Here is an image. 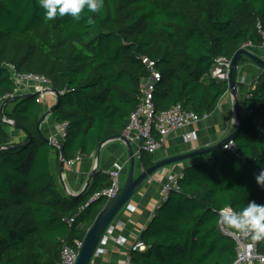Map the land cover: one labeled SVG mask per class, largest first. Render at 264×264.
I'll use <instances>...</instances> for the list:
<instances>
[{
    "label": "trees",
    "instance_id": "16d2710c",
    "mask_svg": "<svg viewBox=\"0 0 264 264\" xmlns=\"http://www.w3.org/2000/svg\"><path fill=\"white\" fill-rule=\"evenodd\" d=\"M258 25L264 31V0H0V264H59L63 241L84 240L106 203L91 198L111 184L107 174L77 198L60 191L51 165L59 148L38 131L40 94L16 95L13 71L50 80L62 96L54 120L68 123L65 161L87 158L127 128L149 73L142 57L161 74L156 109L181 103L202 117L229 89L210 75L215 59L262 44ZM245 109L237 151L185 168L135 264H232L236 242L219 226L226 207L264 231V71ZM4 116L22 126V142ZM141 164L150 168L153 156L143 151Z\"/></svg>",
    "mask_w": 264,
    "mask_h": 264
},
{
    "label": "crops",
    "instance_id": "0c3cea01",
    "mask_svg": "<svg viewBox=\"0 0 264 264\" xmlns=\"http://www.w3.org/2000/svg\"><path fill=\"white\" fill-rule=\"evenodd\" d=\"M248 49L264 59V46L262 44L251 45ZM263 71L264 68L253 61L245 60L242 62L238 69L237 95H234L229 88L220 99L214 112L202 116L198 122L184 129L172 131L169 136L162 140V146L156 153H146L153 156L156 162L161 159L191 153L203 147L217 144L222 139L237 131L240 127L236 113L237 101H239V108L243 116L246 113L245 101L248 93L254 87L259 75ZM34 86L35 83L30 82L22 84L16 95L35 93ZM56 102L57 97L54 93L40 95V116L55 105ZM56 126L57 123L54 120L53 114H51L44 120L41 128L45 136L56 138ZM190 131L195 132V139L188 141L186 133ZM10 132L15 142H22L26 137L24 131L20 129L11 128ZM52 153V172L57 179L59 189L62 193L73 196L80 195L86 190V184L91 176L93 178L90 184L95 179L100 180L103 177H108L106 171L115 161L122 162L125 165L122 175L124 183L130 165L128 147L120 139L106 142L101 147L99 153L97 149L89 157L81 158L73 166L67 165V161H64L62 176L59 169L60 156L58 157L56 150H53ZM206 158L207 156L194 157L162 168L149 177L129 202L130 205L135 207V210L122 209L116 217L117 220L123 221V225L116 229V234L125 237L126 242L123 244L114 241L104 242L101 248L107 249V252L95 257L91 264H125L126 251L135 240L141 238L143 232L155 220L157 207L161 205L160 190L162 185L168 182L171 176L177 177L184 174L185 168L192 163L200 162ZM142 170H144V167L141 161L136 160V171L140 173Z\"/></svg>",
    "mask_w": 264,
    "mask_h": 264
},
{
    "label": "built area",
    "instance_id": "2783aa9c",
    "mask_svg": "<svg viewBox=\"0 0 264 264\" xmlns=\"http://www.w3.org/2000/svg\"><path fill=\"white\" fill-rule=\"evenodd\" d=\"M260 28V25H258ZM262 45L264 46V31L261 30ZM250 42L243 45L244 48H249ZM142 62L148 70V76L142 80V96L136 109L130 114L129 123L125 129L123 136L132 144L135 160L141 161L142 152L146 151L150 154L156 153L162 146V140L177 129H184L193 123L198 122L201 117L194 111L184 110L181 103H177L168 109L158 111L154 102V90L157 82L161 79V74L157 69V63L153 59L144 56ZM232 59L225 56H218L210 70L212 77L228 81L230 78ZM13 79L17 85L16 93L19 87L24 83H35L34 91L40 95H44L46 90H49L52 85L50 80L41 74L36 73H17L13 71ZM40 98L38 99V102ZM68 123H58L56 140L64 139L66 136V128ZM188 141L195 139V132L186 133ZM223 149L225 151L236 152L237 144L234 139L227 142ZM81 157L77 156L74 159L68 160L67 165L73 166L80 161ZM125 165L122 162L115 161L106 171L110 176L111 184L101 192L95 194L91 200L103 198L105 202H109L119 195L123 187V170ZM180 176H171L165 184L162 185L161 204L169 199L173 188L179 189L177 179ZM160 205L157 207L159 208ZM123 209L130 211L135 210V207L126 204ZM219 226L221 230L231 236L236 242V257L232 264H264V231L258 227L243 220V217L237 214L231 207H226L220 210ZM231 221L239 223V229L231 231L227 226ZM67 222L71 225L75 222V217L70 218ZM123 225L122 220L115 218L106 229L98 248L95 251L94 257L104 254L107 249L101 248V245L106 241H114L125 243L126 238L118 236L116 229ZM85 239V238H84ZM84 245V240H76L74 244H68L63 241L61 258L59 264H77L81 250ZM147 245L138 238L130 246L125 253V264H135L132 254L137 251H146Z\"/></svg>",
    "mask_w": 264,
    "mask_h": 264
},
{
    "label": "water",
    "instance_id": "95a60500",
    "mask_svg": "<svg viewBox=\"0 0 264 264\" xmlns=\"http://www.w3.org/2000/svg\"><path fill=\"white\" fill-rule=\"evenodd\" d=\"M245 60L253 61L254 63L264 68V59H262L258 55H255L249 49L242 47L238 52H236V54L232 58L230 78L228 81H226L228 83L230 91L234 95H237V91H238L239 65L241 61H245ZM36 93L37 92L27 94V95H19V96L20 97L33 96ZM46 93H54L55 96L57 97V102L55 105H53L48 111H46L40 117L39 121L37 122V126H38V131L40 135L46 141L56 145L59 148V151H60L59 169H60V174L62 176L63 165L65 161L63 145L59 141H57L55 137L52 138V137L45 136L41 128V125L44 122V120L47 118V116L54 113L55 109L62 101V96H61V93L55 87H51L49 90H46ZM5 104L6 103L2 105V113L4 110ZM236 108H237L236 109L237 120H238V123L240 124L242 121V115H241V111L239 108V101H237ZM4 121L11 127L23 129L20 124L16 123L14 120L6 118L5 116H4ZM239 130H240V127L237 131L233 132L228 137L222 139L217 144H214L208 147H203L191 153L180 154V155L158 160L155 162L153 166H151L148 169L142 170L140 173L136 171V160L134 156L133 146L123 135L118 138L108 139L102 142L98 147V153L101 151V147L103 146V144H105L106 142L112 141V140L120 139L127 145L129 163H130L129 170H128L126 179L123 183V187L119 195L115 197L114 199H112L111 201L105 203L100 213L98 214V216L96 217L92 225L87 230V233L84 239V245L81 250L80 256L78 258L77 264H91L92 263L95 251L98 248L106 229L108 228L110 223L119 215L123 207L132 200L135 193L139 190V188L142 187L143 183L149 177H151L153 174H155L158 170L162 168L168 167L170 165H173L179 162H183L185 160H188L194 157L208 156V155H213L215 153L226 152L223 149L224 145L230 140L234 139ZM92 178L93 176H91L90 180L87 182L85 189L88 188ZM83 193L84 192H82L80 195H77V196L70 195V197L77 198L78 196H81Z\"/></svg>",
    "mask_w": 264,
    "mask_h": 264
},
{
    "label": "rangeland",
    "instance_id": "374dc122",
    "mask_svg": "<svg viewBox=\"0 0 264 264\" xmlns=\"http://www.w3.org/2000/svg\"><path fill=\"white\" fill-rule=\"evenodd\" d=\"M262 118H264V117H262ZM263 121H264V120H263ZM263 121H262V119H260V122H261V123H263Z\"/></svg>",
    "mask_w": 264,
    "mask_h": 264
}]
</instances>
